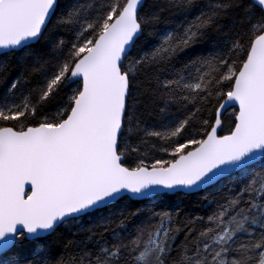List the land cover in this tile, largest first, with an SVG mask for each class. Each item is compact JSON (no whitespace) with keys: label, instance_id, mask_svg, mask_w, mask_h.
<instances>
[{"label":"snow or ice","instance_id":"1","mask_svg":"<svg viewBox=\"0 0 264 264\" xmlns=\"http://www.w3.org/2000/svg\"><path fill=\"white\" fill-rule=\"evenodd\" d=\"M0 85V264H264V0H0Z\"/></svg>","mask_w":264,"mask_h":264},{"label":"trees","instance_id":"2","mask_svg":"<svg viewBox=\"0 0 264 264\" xmlns=\"http://www.w3.org/2000/svg\"><path fill=\"white\" fill-rule=\"evenodd\" d=\"M149 4H163L164 0H148ZM183 19L182 16H180L178 13L176 14H169L164 13V21L163 23L159 24L156 28V32L160 35H162L164 32L171 30L172 28L176 27L177 24L180 23V21ZM157 37H149L148 40L151 44H155L157 42ZM209 45L205 42L200 45L196 46V51H207L209 49ZM15 75V69H12L10 72V76ZM3 92V86L0 85V93ZM231 111V110H229ZM228 128V114H225V125L224 130L227 131ZM162 153L156 152L152 153L151 156L153 157H160L162 156ZM147 162H151L149 159ZM135 159L130 158L129 164L134 165ZM225 183H228L227 181ZM222 194L221 191H218L217 189H211L209 193L206 195L208 196V199H204L205 194H193L187 197L182 198V202L176 198L171 197L164 200H157L152 201L149 199H143V200H129V201H121L119 204H116L113 206V208L109 209L107 212L102 213L100 216L89 219L85 218L80 222L82 224L84 229L89 228H95V226L98 223H102L103 216L104 215H111L112 212H119L121 210L124 211H136L137 209L143 210L141 215L138 217H134L132 219V223H139L141 220L145 219L147 217V209H154L157 212H163V211H173L174 206L176 204H179V208L182 209L181 216L179 217L180 220H184L185 218H194L197 216H207L210 214L212 208L215 207V204H210V201L213 199V197H219ZM77 228H79V225H74L72 227V232H76ZM72 235L71 232L67 228H61L58 230L55 237H50L46 243H50L52 246V253L53 255L59 257L64 256L68 257L69 255L78 252L79 250L75 247H71L68 249H65L64 243H66L67 239L70 238ZM183 239V234H181L178 237V241ZM55 241V242H53Z\"/></svg>","mask_w":264,"mask_h":264},{"label":"water","instance_id":"3","mask_svg":"<svg viewBox=\"0 0 264 264\" xmlns=\"http://www.w3.org/2000/svg\"><path fill=\"white\" fill-rule=\"evenodd\" d=\"M143 199H145V198H139V197L133 198V200H143Z\"/></svg>","mask_w":264,"mask_h":264}]
</instances>
